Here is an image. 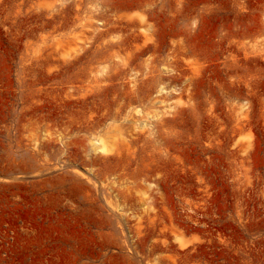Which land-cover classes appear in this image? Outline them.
<instances>
[{
	"label": "rangeland",
	"instance_id": "rangeland-1",
	"mask_svg": "<svg viewBox=\"0 0 264 264\" xmlns=\"http://www.w3.org/2000/svg\"><path fill=\"white\" fill-rule=\"evenodd\" d=\"M99 1L0 0V264H264V0H105L115 32L91 45L73 20ZM125 20L147 25L145 44L130 37L139 62L174 61L155 107L175 108L159 139L128 152L137 175L101 181L66 152L78 136L61 121L84 109L74 51L104 57ZM141 186L155 192L152 220L133 216Z\"/></svg>",
	"mask_w": 264,
	"mask_h": 264
},
{
	"label": "bare ground",
	"instance_id": "bare-ground-1",
	"mask_svg": "<svg viewBox=\"0 0 264 264\" xmlns=\"http://www.w3.org/2000/svg\"><path fill=\"white\" fill-rule=\"evenodd\" d=\"M98 5L101 6L103 11H98V8L96 6L94 11L85 9L82 12H77L76 17L73 20L74 24H78L80 29L79 31L86 35L87 40L90 41L88 43L91 45H93L94 42H97L98 40L108 36L107 33H110L108 31L115 30L114 28H110L113 23H111V18L108 14L109 10H106L104 12V8H106L107 5L106 1L101 0L98 2ZM77 6L78 8L81 7L80 4H77ZM128 17L131 16L129 15ZM137 17L138 16H136L137 20L138 18H140V20H142L143 22L145 21V18L142 19V17ZM125 19H127V17ZM96 20H101L103 27L106 28L99 32L96 26ZM124 22V26L128 28L125 30L126 32L128 31V35L120 34L118 37H116L115 39H110L108 42L103 41L100 45V48H97L96 52L98 54L103 49L104 52L101 53H105V56L109 57L108 58L104 56L99 58L96 57L95 59H93L97 64L107 63L106 65L108 66V71L104 76L98 77L96 76V74L93 75L94 70L92 71L91 66L94 62H92V60L83 61L84 58L82 57V55L87 49L82 48L81 51L76 49L74 51V54L72 53L74 56L72 54L70 55L71 58L73 56L72 61L76 62L74 63L75 66L80 65V68H78V70L81 71L82 75V79L78 81L79 84L77 86V91H79L80 89H85L86 92L78 95L81 98V101L77 100V104L79 106H83L81 108H84L81 111L80 115H77L75 117L72 116L71 118L69 117V120L66 121H61L63 126L62 128H65L63 130L66 134H73L78 136L75 139H73L74 137L71 136V140H69L68 142L64 140L63 146L66 152L67 150H69V153L72 152L71 154L75 155L73 157H76L78 159L76 160L79 161V165L89 168L92 175L98 177L101 181H106L109 178V174L114 172H130L131 174L137 175L139 170L137 166V160L133 158V148L135 149L138 143H142L143 146L148 142L151 143V140L148 141V137L152 136L153 132L155 134L158 133V137L153 138L159 139V137L162 136L161 131L163 129L168 130L170 127V123L172 122V118L169 116V110H174L175 108L172 105H168L169 103L165 106L155 107V104H164L167 99L165 94L161 93V90L163 91V86L166 82L164 81L165 76H163L164 73L161 72L160 66H172L174 61H165L158 59L157 57H152L150 59H145L139 62L140 58L142 57V53L144 52V47L140 48L136 44L131 43L130 37L132 35H135L136 38L138 37L141 40H144L143 43L145 44L148 38L144 32L149 31L143 30L147 25H144L146 23L141 22L142 24H140V22H136L133 20H125ZM89 47L90 45L87 44V48ZM170 57L171 59H174L172 53L170 54ZM79 61L83 62L81 63ZM93 66L92 68H94ZM138 72H140V74L137 75ZM69 81L70 84L73 85L74 80ZM186 81L188 82V80ZM115 84H118V89L114 88ZM104 90H106L107 93H111L110 99L101 98L100 94L104 93ZM186 90L187 89L185 87L184 91ZM70 95L75 98L74 95ZM159 110H162L161 114L159 113ZM141 125H149L152 127V130L154 129V131H142V129H140V127H142ZM50 129H52V127ZM49 134L51 133L49 132ZM38 135L31 134V136L33 137ZM85 135H87L86 142H84L85 139L84 141L82 140ZM44 137L46 136L44 135ZM52 137L54 136L52 135ZM57 137L55 136V138ZM36 138L40 139L39 137ZM92 138H96V140L98 141L96 144L99 143V145H95L92 141ZM32 139H34L36 143L35 138ZM43 141H41L42 144H44ZM37 142L39 143V141ZM47 142L49 141H46V143ZM33 143L34 142L32 140V144ZM85 143L90 144L89 148L84 145ZM59 148L61 149V147ZM42 149L39 150L41 151ZM89 149L91 153H89ZM45 150H47V148ZM129 151H131L132 153L130 154L133 155L131 158V155L128 153ZM38 154L40 155V153ZM45 154L46 153H44V155ZM42 155L43 153H41V156ZM71 156H69V158ZM147 173L150 174V171H148ZM146 175L148 174H145L144 176L147 177ZM136 177L140 178L143 176ZM146 181L144 180V182ZM141 187V190H143L144 187ZM128 189L129 192L132 190H136H134V188L131 189L130 187ZM138 190H140V187ZM148 190L150 191V189ZM155 190L156 189H154V191ZM144 191L145 190L139 192H143V194L140 195L142 198L138 199V197H136L138 200H140L138 201V204L139 202H141L139 205L140 211L133 213V216L137 221L143 218L151 219L148 211H153V209L155 208L154 203L156 200L153 195L155 192H150V194H148V191ZM152 207L154 208L152 209Z\"/></svg>",
	"mask_w": 264,
	"mask_h": 264
}]
</instances>
